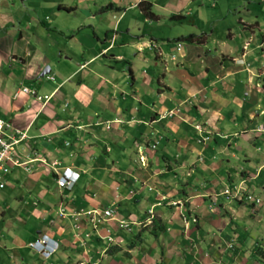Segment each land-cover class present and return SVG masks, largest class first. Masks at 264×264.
I'll return each instance as SVG.
<instances>
[{
	"label": "crops",
	"instance_id": "0c3cea01",
	"mask_svg": "<svg viewBox=\"0 0 264 264\" xmlns=\"http://www.w3.org/2000/svg\"><path fill=\"white\" fill-rule=\"evenodd\" d=\"M140 1L0 0V117L29 160L3 174L0 264H264V199L222 194H264V0H148L154 17ZM191 32L204 41L177 39ZM150 208L130 231L74 216ZM43 234L48 258L29 245Z\"/></svg>",
	"mask_w": 264,
	"mask_h": 264
},
{
	"label": "built area",
	"instance_id": "2783aa9c",
	"mask_svg": "<svg viewBox=\"0 0 264 264\" xmlns=\"http://www.w3.org/2000/svg\"><path fill=\"white\" fill-rule=\"evenodd\" d=\"M23 90L29 91L28 88L24 87ZM34 93V91H32ZM46 97V96H45ZM41 98V96H38ZM172 114V110H169L163 114L161 117H165L166 115ZM195 128L202 131L200 125H195ZM25 136L24 131H20L19 128L15 127L14 124L5 119L0 117V188L4 186L3 181V174L8 172L10 164H21L22 162L19 160L18 155L15 152L16 145L20 142L21 139ZM154 146V144L152 145ZM58 162H52L51 166L55 170L54 166H57ZM78 177V173L73 171L71 168H63V170L57 175L56 182L58 186L70 189L76 178ZM223 193L227 195V197H245L246 200L253 201L259 203L262 200L261 196H256L252 192H247L243 194L239 187H225L223 189ZM173 205L178 204L176 201H172ZM151 211V210H149ZM86 214L89 217L90 222L92 223L93 228H97V225L100 221H105L109 219H113V209H105V210H98V209H91V210H79L74 213L75 218H77L81 214ZM194 220V218H193ZM118 226L122 228L129 229V222L124 219H118L117 221ZM79 227V225H77ZM109 240L112 237L109 235L107 236ZM50 245L48 238L46 236H42L41 239H37L30 243V245L36 248L44 255H49V253L56 247L57 245L47 246ZM81 264V262L79 263Z\"/></svg>",
	"mask_w": 264,
	"mask_h": 264
},
{
	"label": "rangeland",
	"instance_id": "374dc122",
	"mask_svg": "<svg viewBox=\"0 0 264 264\" xmlns=\"http://www.w3.org/2000/svg\"><path fill=\"white\" fill-rule=\"evenodd\" d=\"M105 1H107V0H73V2H72V0H56V2H60V3H68V4H70V3H78L80 6H78L77 8H79L80 11H82L81 8H84L85 5L87 6L88 9L96 10ZM83 4H85V5H83ZM79 10L77 11L76 16H78V15L80 16ZM147 28H149V30H150V27H147ZM184 42H187V41H184ZM176 45H177V41L174 42V45L172 46L171 50H169L168 55H165L166 59H168V63L172 62L171 55L173 53L176 55L175 57L178 58L177 51H176ZM254 53L257 56L256 60H257L258 64H262L263 65L264 64V55H262V50L261 49H258V50L254 49ZM124 69L127 72V70H128L127 65L124 66ZM240 163L241 162H239V164ZM186 217H188V219H189L188 221L191 222V216H186ZM253 241H255V242H253ZM255 243H256V239L255 240H253V239L249 240L248 245L250 247V250H251V248H253ZM80 258L81 257L79 256L78 259H80ZM98 258L99 257L96 258V262H99L98 264H102L103 261L98 259ZM54 259H55V255H53L50 259H48L47 263L51 264ZM49 260H51V261H49ZM76 260H77L76 256H71L70 259H69V263L70 264H77ZM39 264H42V262H39Z\"/></svg>",
	"mask_w": 264,
	"mask_h": 264
},
{
	"label": "clouds",
	"instance_id": "9594fccd",
	"mask_svg": "<svg viewBox=\"0 0 264 264\" xmlns=\"http://www.w3.org/2000/svg\"><path fill=\"white\" fill-rule=\"evenodd\" d=\"M27 88V87H26ZM34 94V93H33ZM39 96V95H38ZM38 96H37V98H38ZM41 98H47V97H45V96H43V97H41ZM41 98H39V99H41ZM25 132V131H24ZM26 133V132H25ZM25 137V136H24ZM23 137V138H24ZM32 160V159H31ZM27 161H29V160H26V161H22V163L21 164H13L14 166H18V165H22V164H24L25 162H27ZM13 165H11L10 164V166H13ZM10 168V167H9ZM64 168H67V167H64ZM62 170H63V168H62ZM61 170V171H62ZM60 171V172H61ZM74 171V170H73ZM8 172H9V170H8ZM60 172H57V175L60 173ZM7 173V172H6ZM77 173V172H76ZM56 178H57V176H56ZM78 178V177H77ZM77 178H76V180H77ZM75 180V181H76ZM3 181H4V178H3ZM57 183V182H56ZM74 184H75V182H74ZM73 184V185H74ZM4 185H5V181H4ZM58 185V184H57ZM4 187V186H3ZM2 187V188H3ZM60 187V186H59ZM73 187V186H72ZM71 187V188H72ZM225 187H230V188H234V187H239L240 188V190H241V192L243 193V194H245V193H247V192H252L254 195H256V196H261L262 197V200L264 199V194H258V193H256V192H254V191H252V190H248V189H246V190H244L240 185H233V186H229V185H227V186H225ZM224 187V188H225ZM61 188H63V187H61ZM70 188V189H71ZM223 188V189H224ZM67 189V188H66ZM223 189H222V194L223 195H225L224 193H223ZM262 192V191H261ZM226 197H227V195H225ZM228 199H240V200H244V201H249V200H246L245 199V197L244 196H242L241 198H239V197H233V196H231V197H227ZM261 200V201H262ZM261 201L259 202V203H256V202H253V201H249V202H251V203H253V204H260L261 203ZM177 202V201H176ZM178 204H181V201L180 202H177ZM171 204H172V202H171ZM173 205V204H172ZM177 205V204H176ZM102 210H105V209H102ZM149 210H151V211H149ZM148 211H149V215L144 219V221H129V220H127V219H124V218H113V219H109V220H115V222H116V224H117V227L118 228H122V227H119L118 226V223H117V221H118V219H124V220H126V221H128L129 222V229H127V228H123V229H125V230H128V231H130L131 230V228H132V223H137V224H142L143 222H146V221H149L150 220V218H152V216H153V211H152V209L150 208ZM113 216H114V210H113ZM193 218H194V220H193ZM191 220L194 222V221H196L197 220V218L195 217V216H192L191 217ZM184 221H185V224L187 225V222H188V218H184ZM111 236V234H110V230H109V232H108V234L105 236V238L107 239V241H109V242H112L114 239H113V236H111L112 237V239L111 240H109L108 238H107V236ZM42 236H46L47 238H48V240H49V242H51L50 243V245H48L49 243H47V246H54V245H57L56 247H54V249H52V251L49 253V255H44V254H42L40 251H38L36 248H34V247H32L31 245H30V243L31 242H33V241H35V240H33V241H31V242H29V245L32 247V248H34L35 250H37V252H39L41 255H43L44 257H46V258H48L49 256H51L52 255V253L53 252H55L58 248H59V244H58V242L56 241V240H54L53 238H51V237H49V236H47V235H45V234H43V235H41L39 238H37V239H41V237ZM36 239V240H37ZM81 262V264H83V262L82 261H79L77 264H79Z\"/></svg>",
	"mask_w": 264,
	"mask_h": 264
},
{
	"label": "trees",
	"instance_id": "16d2710c",
	"mask_svg": "<svg viewBox=\"0 0 264 264\" xmlns=\"http://www.w3.org/2000/svg\"><path fill=\"white\" fill-rule=\"evenodd\" d=\"M139 7L145 13V15H147L148 17H154L155 16V14L152 10V4L150 1L141 0L139 2ZM205 36H206L205 33L195 34V33L191 32L185 36H180V38H177V39L188 40L190 42L202 43L205 39Z\"/></svg>",
	"mask_w": 264,
	"mask_h": 264
},
{
	"label": "water",
	"instance_id": "95a60500",
	"mask_svg": "<svg viewBox=\"0 0 264 264\" xmlns=\"http://www.w3.org/2000/svg\"><path fill=\"white\" fill-rule=\"evenodd\" d=\"M42 72L43 73H47L48 72V68H45Z\"/></svg>",
	"mask_w": 264,
	"mask_h": 264
}]
</instances>
